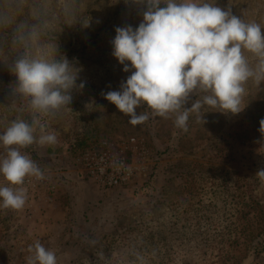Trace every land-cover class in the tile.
Segmentation results:
<instances>
[{"label": "rangeland", "instance_id": "1", "mask_svg": "<svg viewBox=\"0 0 264 264\" xmlns=\"http://www.w3.org/2000/svg\"><path fill=\"white\" fill-rule=\"evenodd\" d=\"M202 2L264 29V0ZM145 10L132 0H0V134L16 118L31 123L28 99L10 71L26 51L52 45L56 58L79 69L71 104L49 118L57 142L21 149L49 179L51 166L71 159L78 179L54 196L45 187L14 186L27 199L20 210L0 207V264H27L34 244L23 243V222L35 210L55 216L58 233L45 247L58 264H140L137 254L144 264H264V177L257 175L264 169V81L245 84L240 113L204 106L190 114L187 132L174 126V115L151 117L146 107L137 114L147 111L150 119L130 124L103 94L120 90L131 75L112 55L115 29H135ZM33 26L40 36L27 39L26 48L20 36L28 38ZM202 95L192 94L185 107ZM49 146L61 150L55 161L43 155ZM109 147L125 148L137 167L129 183L114 188L89 180L78 164L84 151ZM0 186H9L3 175ZM37 195L46 198L42 207Z\"/></svg>", "mask_w": 264, "mask_h": 264}, {"label": "clouds", "instance_id": "2", "mask_svg": "<svg viewBox=\"0 0 264 264\" xmlns=\"http://www.w3.org/2000/svg\"><path fill=\"white\" fill-rule=\"evenodd\" d=\"M132 2L145 6L142 22L135 29L117 27L111 41L112 55L131 75L121 82L120 90L103 94L129 117L130 124L150 119L147 111L137 114L141 107L149 109L151 117L174 115V126L184 132L190 114H199L204 106L226 114L244 109L245 84L264 81V29L260 24L245 22L231 8L202 0ZM88 24L89 20L83 22ZM39 36V27L33 26L28 38L21 35L20 41L29 48L27 39ZM55 53L54 46L42 45L35 53L26 51L10 66L18 92L28 99L31 123L16 118L0 134V144L6 149V156L0 159V175L9 184L0 186V207L4 209L20 210L26 203L24 188L14 186L23 185L28 176L43 178L38 165L21 149L57 142L55 132L47 130L49 118L71 104V91L77 87L79 69L65 56L56 58ZM78 87L82 89L84 83ZM201 93V99L185 107L192 94ZM259 123L264 134V119ZM257 175L264 177V169ZM29 252L27 264H58L56 253L40 241L29 246ZM137 259L144 264L143 257L137 254Z\"/></svg>", "mask_w": 264, "mask_h": 264}, {"label": "built area", "instance_id": "3", "mask_svg": "<svg viewBox=\"0 0 264 264\" xmlns=\"http://www.w3.org/2000/svg\"><path fill=\"white\" fill-rule=\"evenodd\" d=\"M124 149L113 150L109 147L86 150L80 155L78 164L89 180L105 188L122 186L129 183L137 173V167L127 158ZM42 174V179L34 176L26 177L24 185L35 190L45 187L53 194L56 191L54 182L45 173ZM28 206L31 207V203Z\"/></svg>", "mask_w": 264, "mask_h": 264}, {"label": "crops", "instance_id": "4", "mask_svg": "<svg viewBox=\"0 0 264 264\" xmlns=\"http://www.w3.org/2000/svg\"><path fill=\"white\" fill-rule=\"evenodd\" d=\"M60 153L61 151L57 154L48 155L46 153H43V155L49 156L50 158L53 157L51 159L52 161H55L54 157H56ZM75 166L76 165L73 163V161L69 159V162L68 160H65L64 162H62V164L58 166L53 165L50 167L49 172H50L51 180L54 182L56 186V190L62 186L63 187L69 186L73 183V181L78 179L76 176L77 171ZM55 194H58L57 191L54 192V195ZM37 198L38 200H40V203H38V207H42L43 205H45L46 198L44 199L42 195H37ZM48 200H51V203L47 204V206L51 208L53 204L56 203V200H54L53 198ZM49 217L50 216H48L46 213L42 216L40 215L38 210H35L34 213L30 215V217L24 218L22 235H23V243L25 245L29 243L34 244L36 241H40L44 246H47V244L51 245V243L55 242L56 234L58 233V231H56L55 229L56 226V221L54 219L55 216H52L50 218ZM46 220H48V222H46ZM43 222H44V226L42 225ZM51 236H53V238H51Z\"/></svg>", "mask_w": 264, "mask_h": 264}, {"label": "trees", "instance_id": "5", "mask_svg": "<svg viewBox=\"0 0 264 264\" xmlns=\"http://www.w3.org/2000/svg\"><path fill=\"white\" fill-rule=\"evenodd\" d=\"M61 150L57 149L55 147L49 146V148L46 151V154L51 155V154H57L59 153Z\"/></svg>", "mask_w": 264, "mask_h": 264}]
</instances>
